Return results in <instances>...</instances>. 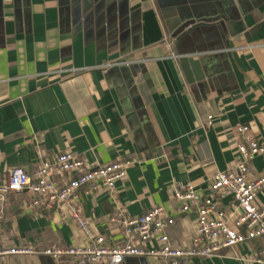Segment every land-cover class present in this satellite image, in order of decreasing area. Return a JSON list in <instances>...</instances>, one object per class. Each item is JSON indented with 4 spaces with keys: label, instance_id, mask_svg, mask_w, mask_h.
<instances>
[{
    "label": "crops",
    "instance_id": "obj_1",
    "mask_svg": "<svg viewBox=\"0 0 264 264\" xmlns=\"http://www.w3.org/2000/svg\"><path fill=\"white\" fill-rule=\"evenodd\" d=\"M108 61L117 64L95 67ZM236 124L264 144V0H0V179L64 151L89 164L136 158L116 184L120 202L131 215L164 206L174 217L169 239L183 246L196 212L176 213L173 188L192 182L209 193L212 174L234 161ZM251 169L264 170V153ZM24 198L10 199L9 243L85 241L55 213L27 212ZM257 199L264 203V186ZM82 210L120 242L103 190L84 196ZM259 246L237 245L200 264H246L239 258ZM21 257L4 264H40Z\"/></svg>",
    "mask_w": 264,
    "mask_h": 264
},
{
    "label": "built area",
    "instance_id": "obj_2",
    "mask_svg": "<svg viewBox=\"0 0 264 264\" xmlns=\"http://www.w3.org/2000/svg\"><path fill=\"white\" fill-rule=\"evenodd\" d=\"M175 57L174 54H172ZM115 62L95 66L107 70ZM211 123V117H208ZM236 155L231 167L215 171L209 193L199 191L192 182L174 186L171 198L178 203L176 213L196 212L194 232L186 245L173 244L167 228L174 217L164 206L156 204L138 215L129 214L118 198L116 184L126 177L127 167L136 158L109 163H87L71 151L53 158H42L27 171L20 166L9 169L0 179V264L8 258L48 256L55 260L71 259L76 264H123L127 258H152L148 264H195L194 260L224 256L225 250L259 241L252 255L240 257L246 264H264V203L257 199L264 186V170L254 175L251 162L264 153V144L249 126L236 124ZM104 191L114 206L107 222L119 228L121 240L111 243L98 233L84 216L82 198ZM24 195V207L55 213L62 223H71L85 241L70 246L37 248L32 243H9L7 224L12 221L10 199ZM234 204L224 208L221 198Z\"/></svg>",
    "mask_w": 264,
    "mask_h": 264
},
{
    "label": "water",
    "instance_id": "obj_3",
    "mask_svg": "<svg viewBox=\"0 0 264 264\" xmlns=\"http://www.w3.org/2000/svg\"><path fill=\"white\" fill-rule=\"evenodd\" d=\"M196 27H198L197 24L194 25V28H196ZM187 29H189L188 31L191 30L190 28H187ZM130 258H136V257H130ZM21 259H22V257L15 258L16 261L21 260ZM38 260H39L40 264H58L57 260L52 259L48 256H39ZM139 260H140V264H148L149 262H155L152 258H139Z\"/></svg>",
    "mask_w": 264,
    "mask_h": 264
},
{
    "label": "rangeland",
    "instance_id": "obj_4",
    "mask_svg": "<svg viewBox=\"0 0 264 264\" xmlns=\"http://www.w3.org/2000/svg\"><path fill=\"white\" fill-rule=\"evenodd\" d=\"M26 211H27V212H30L29 210H26ZM247 244L250 245L251 243H247ZM205 259H206V258H205ZM205 259H203V260H205ZM203 260H202V261H203ZM202 261L194 260L195 264H200Z\"/></svg>",
    "mask_w": 264,
    "mask_h": 264
}]
</instances>
